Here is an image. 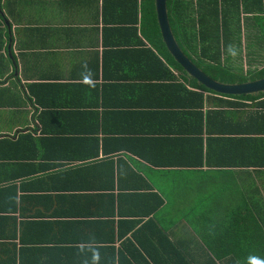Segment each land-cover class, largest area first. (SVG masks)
<instances>
[{"label": "crops", "instance_id": "0c3cea01", "mask_svg": "<svg viewBox=\"0 0 264 264\" xmlns=\"http://www.w3.org/2000/svg\"><path fill=\"white\" fill-rule=\"evenodd\" d=\"M148 2L0 0V264H155L124 250L143 228L158 264H167V237L190 264H240L212 253L262 250L264 167H247V148L258 145L263 165L264 99L224 98L229 112L207 124L226 140L204 134L211 159L201 157L199 118L181 109L183 79L144 34ZM209 101L204 111L219 105ZM104 203L115 209V236L69 229L104 218ZM120 218L136 223L121 236Z\"/></svg>", "mask_w": 264, "mask_h": 264}, {"label": "trees", "instance_id": "16d2710c", "mask_svg": "<svg viewBox=\"0 0 264 264\" xmlns=\"http://www.w3.org/2000/svg\"><path fill=\"white\" fill-rule=\"evenodd\" d=\"M167 10L170 26L179 47L186 56L209 77L225 84H241L264 78V66L258 70L243 74L235 69L236 66L229 64L233 61H230L231 57L228 55L230 52L229 46H233L235 52L238 50H240L238 52H241L243 49H247V52H244L246 54L245 59L250 61V64H255L256 62L260 64V61L264 64V0H167ZM142 24H144V34L147 40L151 43V46L155 48L159 56L156 55L153 50L151 54L156 56L160 64H163L169 71L170 67L182 77H179L183 79L179 87L183 95L188 99L180 101L181 109L185 110L186 107L192 108L187 114L188 119L186 121H189L191 116H197L199 118L198 139H195L193 147L198 154L200 153L201 157L206 156L211 159L210 156L204 153L205 141L203 135L207 133L214 137H218V140H226L224 136L218 134L220 132L219 129L213 130L212 127L207 124V121L212 118V116L217 123L220 118L224 117L225 114L229 112L230 109L227 108L228 103L224 101V98L238 101H256L264 99V93L259 95L239 96L220 95L209 90L197 80L190 77L175 61L164 44L158 24L155 0H149L147 6L145 5L142 14ZM0 38V50H2L5 41L1 33ZM253 45H257V47L262 50L261 53L259 50L255 51ZM161 57L165 62L161 60ZM225 60L229 62L225 63ZM238 63L240 64V62ZM185 83H189V85L197 91L189 90ZM206 100H210L209 102L214 100L218 101L219 105L214 106V110L204 111ZM183 116L184 115H181L179 117ZM191 125L193 126L194 124ZM246 139L248 143L251 141H259V138H255L254 136H248ZM257 153L258 145H248L247 167H257L256 169L264 167V164L262 165L258 162V158L256 157ZM140 191L141 190L134 189L132 192H129V195L135 196V198L140 197L142 196ZM104 207L108 211L104 218L100 217L98 214V220L95 221L85 220L80 223L77 221L71 222L69 229L79 232L84 236L87 234L94 235L95 231L105 230L111 231V235L115 236V225L113 221H111V217H115V209L109 211L106 203H104ZM86 208L87 205L84 207L83 215L86 212ZM119 214L121 215L122 213ZM100 218L108 219L109 221H100ZM122 219L127 218H120L119 220L120 236L121 233L124 235L127 234L125 231L132 230L136 224L132 220L123 221ZM123 226H127L125 231H123ZM262 230L264 231V222ZM144 236L147 237V240L143 238ZM151 238H153V235L150 234L148 236L147 228H143L132 234V237L124 246V250L131 255L130 248L137 251L143 250L149 255L151 262L158 264L159 259L158 256L154 254L155 247ZM262 238H264V234ZM67 241L75 242L73 239H67ZM167 241V264H190L186 256L179 249L175 248L169 237H167ZM212 254V260L215 263L229 257L237 259L240 264H249V257H257L260 261H264V242L262 250L255 253H249L247 247L246 249L241 247L238 252H226L221 255L213 251ZM126 259V257L120 256V262L126 261Z\"/></svg>", "mask_w": 264, "mask_h": 264}, {"label": "water", "instance_id": "95a60500", "mask_svg": "<svg viewBox=\"0 0 264 264\" xmlns=\"http://www.w3.org/2000/svg\"><path fill=\"white\" fill-rule=\"evenodd\" d=\"M156 11L158 16V23L162 33L163 40L175 59V61L183 68V70L192 78L197 80L201 85L205 86L211 91H214L220 95L226 96H239V95H259L264 93V78L248 81L241 84H225L219 81H216L205 74L200 68L193 63L188 56L182 51L176 42L168 16L167 10V0H155ZM8 31H9V45L8 52L15 66L16 72L15 75H18V66L17 62L13 58L12 52V29L8 21H6Z\"/></svg>", "mask_w": 264, "mask_h": 264}, {"label": "rangeland", "instance_id": "374dc122", "mask_svg": "<svg viewBox=\"0 0 264 264\" xmlns=\"http://www.w3.org/2000/svg\"><path fill=\"white\" fill-rule=\"evenodd\" d=\"M259 44V43H258ZM253 48L255 49V51L256 50H259V52L261 53V51L262 50H260L258 47H257V45L255 46V45H253ZM238 51H240V50H238ZM235 52V57H237V58H239V59H241L242 60V63H241V65H239V66H236V68H237V70H239L240 71V73H243V74H247V73H249L250 71H254V70H258V69H260V68H262L263 66H264V64L262 63V61H260V64H258L257 62L254 64H250V61H247L246 59H245V53L244 52H247V49H243L241 52ZM228 56V55H227ZM225 58H226V55H225ZM231 60H233L232 58H231ZM260 60H262V59H260Z\"/></svg>", "mask_w": 264, "mask_h": 264}, {"label": "clouds", "instance_id": "9594fccd", "mask_svg": "<svg viewBox=\"0 0 264 264\" xmlns=\"http://www.w3.org/2000/svg\"><path fill=\"white\" fill-rule=\"evenodd\" d=\"M6 21H8V20H6ZM229 50L232 52L233 55H235V49L233 48V46H229ZM84 68H85V71L81 74L82 79L84 82L91 84L92 79H93V74H92L90 69H87L86 65L84 66ZM248 259H249V264H264V261H260L257 257H249Z\"/></svg>", "mask_w": 264, "mask_h": 264}]
</instances>
